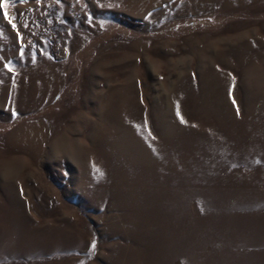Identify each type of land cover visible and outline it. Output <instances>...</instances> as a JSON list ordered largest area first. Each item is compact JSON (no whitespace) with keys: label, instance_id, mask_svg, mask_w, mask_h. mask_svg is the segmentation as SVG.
I'll return each instance as SVG.
<instances>
[{"label":"rangeland","instance_id":"1","mask_svg":"<svg viewBox=\"0 0 264 264\" xmlns=\"http://www.w3.org/2000/svg\"><path fill=\"white\" fill-rule=\"evenodd\" d=\"M216 234L264 264V0H7L0 264H201Z\"/></svg>","mask_w":264,"mask_h":264},{"label":"trees","instance_id":"2","mask_svg":"<svg viewBox=\"0 0 264 264\" xmlns=\"http://www.w3.org/2000/svg\"><path fill=\"white\" fill-rule=\"evenodd\" d=\"M206 239H204V246L201 250H199V254L197 255V259H199L200 262H202L201 264L207 262V260H209L211 263L208 264H224L222 262V258L225 259V253L219 249V243L218 241H216L217 239V234L213 235V237L210 235H206ZM249 250H247L245 252V255L247 256H251L254 254L257 256V253H254L255 251H252V249L248 248ZM229 254V252H228ZM244 254V253H242ZM252 254V255H251ZM263 254V253H261ZM258 257V256H257ZM179 259V258H178ZM183 259H179L178 264H183L182 262ZM263 259L259 260V263H262ZM226 263V262H225ZM229 264V263H227ZM232 264V263H230ZM251 264H255V261H251Z\"/></svg>","mask_w":264,"mask_h":264},{"label":"snow or ice","instance_id":"3","mask_svg":"<svg viewBox=\"0 0 264 264\" xmlns=\"http://www.w3.org/2000/svg\"><path fill=\"white\" fill-rule=\"evenodd\" d=\"M7 2V0H0V9H2L3 8V5H4V3H6ZM19 2H21V3H23V2H25V0H19ZM4 15H5V18H7L8 17V13H4ZM11 22V21H10ZM27 25H25V27H26ZM12 27L13 28H16L17 27V25L16 24H12ZM19 34V33H18ZM6 67H7V65H6ZM231 94V93H230ZM233 103L235 104V100L233 99ZM237 114H239V109H237ZM177 115H179V111L177 112ZM182 119V118H181ZM182 122H183V120H182ZM92 247L93 248H95V242H93V244H92Z\"/></svg>","mask_w":264,"mask_h":264}]
</instances>
